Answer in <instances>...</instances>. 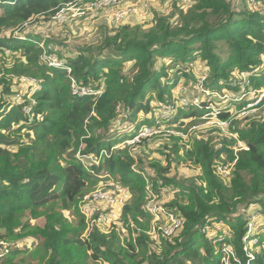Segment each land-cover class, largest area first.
Returning a JSON list of instances; mask_svg holds the SVG:
<instances>
[{
	"label": "trees",
	"instance_id": "trees-1",
	"mask_svg": "<svg viewBox=\"0 0 264 264\" xmlns=\"http://www.w3.org/2000/svg\"><path fill=\"white\" fill-rule=\"evenodd\" d=\"M73 1L0 0V50L20 55L0 76V248L8 246L7 252L0 251V264H264V200L257 199L264 194V119L250 114L232 121L229 131L248 147L235 152L229 146L235 140L222 137L225 144L219 148L212 138L200 139L190 131L207 121L202 118L207 109L181 111L179 118L188 120L181 128L187 137L171 136L173 143L165 145L169 150H160L166 164H151L155 175L146 172L145 157L123 147L154 123L142 113H153L154 103L168 100L182 80L196 76L188 67L198 60L207 65L212 89L241 92L230 80L251 69L259 72L247 89L264 87V8H252L247 0H193L180 23L156 13L151 20L115 27L98 44L81 45L62 56L51 38L31 34L27 27L37 19L51 20ZM235 1H245L246 8ZM220 43L226 46V59L218 52ZM49 54L64 60L71 73L49 65ZM6 74L37 81L40 88L31 95L36 101L33 118L24 109L29 99H12L16 92ZM73 79L101 92L74 95ZM231 114L222 109L218 118L229 120ZM121 121L130 122L132 133L119 139L116 123ZM142 140L129 145L142 150L151 138ZM78 155L96 156L98 163L90 164L94 172ZM188 160L200 174L189 181L171 177ZM235 160L227 183L217 165ZM102 175L132 192L120 212L123 238L118 230L104 233L97 227L83 236L87 220L79 202L106 180ZM148 176L159 196L174 187L168 207L182 219L172 236L158 240L149 234L153 215L146 207ZM252 207L256 210L250 211ZM62 209L72 210L77 222ZM255 213L258 218L253 219ZM42 216L45 224L31 228L30 221ZM254 220L259 226L247 238ZM224 222L228 233L215 227ZM28 236L37 239L35 247L23 248L21 241ZM225 245L231 252L223 250Z\"/></svg>",
	"mask_w": 264,
	"mask_h": 264
},
{
	"label": "rangeland",
	"instance_id": "rangeland-1",
	"mask_svg": "<svg viewBox=\"0 0 264 264\" xmlns=\"http://www.w3.org/2000/svg\"><path fill=\"white\" fill-rule=\"evenodd\" d=\"M91 0H87L85 2H69L65 5L63 9V19L57 21V19L54 17L51 18L49 21H44L42 19H37L33 23L29 24L27 27L28 32L30 31L31 34H38L43 39L44 38H51L52 44L55 46V50L58 51V53L62 56H69L71 54H74L76 52V48L81 45H96L101 41L102 36L105 33H113V29L116 27L110 22V15L108 12V9L101 10L90 7ZM236 2V6L239 8H246L245 1L239 2V5ZM146 5V6H145ZM246 5V6H245ZM194 6L193 0H125V6L126 8H134L136 10L135 14L129 15L125 19V23H131L135 24V22H143L145 20H151V18L154 16V14L158 13L164 16H167L169 21L171 23H180L182 17L187 14ZM136 18V20H135ZM150 26V24L148 25ZM221 44V43H220ZM218 52L221 54L223 59H226L228 57L227 49L224 44L219 45ZM19 58L20 55L17 54V56H14L13 53H11L9 50L8 52L0 51V70L3 71L0 76L4 75L5 67L6 66H12L14 63V60L16 58ZM166 63L165 61H163ZM168 64V63H167ZM206 63L198 60L190 65L188 69L193 72L195 75H199L202 72H205L207 70ZM171 72V71H170ZM208 72V71H207ZM7 75V74H6ZM9 79L13 80L12 88L15 90V95L12 98L13 100H26L29 99L36 90L37 87V81H32L31 78L28 77H17L15 75H7ZM183 81V80H182ZM2 87H0L1 92ZM28 91L26 98L24 96L25 92ZM249 98L251 95H248ZM155 104V103H154ZM237 103L228 102V100H223V105L227 108H233ZM234 110V109H233ZM251 110H253L251 108ZM239 113V112H238ZM237 113V114H238ZM243 113L241 114V116ZM142 117L151 118L152 112H148L145 115L143 113L140 115ZM208 120L204 123H201L200 126L194 128V131L197 134V138H212L214 140V144H216L217 147H222L225 143L223 141V138H227L229 140H235L236 143L229 144L230 148H233L235 152L238 150L243 149L245 146V143L240 140L236 135H232L228 137L227 135H222L221 130L217 129L218 124L214 123V116H207ZM243 120V117L236 118ZM117 127L119 128V131H121V136H119V139H122L124 137V134H131L132 131L129 129L131 124L128 121H121L116 123ZM115 125V126H116ZM144 126L143 128H145ZM184 127V126H183ZM142 128V129H143ZM116 129V127H115ZM141 129V131H142ZM175 130H179L178 127H174ZM130 130V131H129ZM129 131V132H128ZM127 134V135H128ZM123 135V136H122ZM128 138L127 136H125ZM149 138V137H148ZM186 139V138H185ZM137 141L136 142H142ZM147 139H145V142ZM132 141L128 142L126 146L123 147H129L132 154L135 155V152L139 155L145 157L147 159L146 164V172L149 175H155V170L152 167V162L154 161H161V163L166 164V156L161 154L160 150H169L165 148V145L172 144L173 141L169 138L165 137H156L151 138V141L147 142L145 144L144 149L136 148L131 144ZM144 142V143H145ZM126 143V142H124ZM188 144V143H186ZM122 145V144H121ZM120 145V146H121ZM183 154V153H182ZM222 156L226 158L227 153H223ZM236 163V160L234 161ZM222 163L218 164L221 165ZM235 165V164H234ZM233 165L232 168H235ZM219 169V168H218ZM220 170V169H219ZM201 171L200 168H196L191 164V161L188 160L187 162H183L179 165V170L173 172L172 176L176 177V180H184L189 181L190 178L193 176H196ZM223 174V179L225 182L230 183L231 179L234 176V169H232V172L228 175H225L224 171L220 170ZM200 174V173H199ZM106 179V177L104 176ZM110 180H105V182H108ZM152 194L150 191H148V201H147V209L149 208L153 214V223L151 226L152 234L158 233V229H161L164 226H167L172 221H178L179 219L175 218L174 215H172L171 208L168 207V203H170L173 199V191L174 187L166 188L162 192V196H159L154 191V184L153 180L148 176L147 179ZM153 184V186H152ZM148 185V186H149ZM91 190L93 189L90 188ZM89 189V190H90ZM155 194V196L153 195ZM133 198L132 192L127 189L125 186H123L122 190L118 192V204L114 208V210L117 211V213L122 212V207L126 202H130ZM154 206L157 208H154ZM85 211H89L91 215L94 211L93 207L87 206L86 208L83 207ZM101 209V207H99ZM256 210L254 207L250 209V211ZM63 213L67 216V218L73 222H77L76 215L72 210H64L62 209ZM257 216V215H256ZM262 217H260L261 220ZM173 219V220H172ZM26 220V219H25ZM46 222L45 216H42L37 219H33L30 221L31 228H34L36 226H42ZM259 226V225H258ZM255 227L254 231H256L257 227ZM117 227L119 228L118 231H125L121 224H117ZM114 227L111 225H108L104 231H108L107 233L112 232ZM216 228H226V232H229V226L226 224V222L216 225ZM254 227V226H253ZM213 230V229H212ZM84 234L86 232L84 231ZM135 235V233H134ZM121 238L124 237V235H120ZM23 248H33L38 243L37 239H34L32 236L24 237L21 241ZM227 261V260H226Z\"/></svg>",
	"mask_w": 264,
	"mask_h": 264
},
{
	"label": "built area",
	"instance_id": "built-area-1",
	"mask_svg": "<svg viewBox=\"0 0 264 264\" xmlns=\"http://www.w3.org/2000/svg\"><path fill=\"white\" fill-rule=\"evenodd\" d=\"M85 1L86 0H77V2L81 3ZM247 2L252 8H264V0H247ZM124 6L125 0H91L90 2V7L92 8L102 10L108 9L110 22L116 27L125 24V19L130 14L133 15L136 12L134 8H126ZM63 9L56 14L55 18L57 19V21L63 19ZM5 51L8 52V50ZM46 59L49 65L65 68L68 73H71V67L67 66L64 60L59 58L56 54H49L46 56ZM258 72V69L244 70L239 74V77L231 79V85H239L241 87L242 91L236 94L230 93L227 89L219 91L207 86V80L209 77V73L207 71L202 72L194 78L186 79L180 82L179 85L173 90V94L168 100L158 101L154 104L152 113V117L155 120L154 123L143 128L142 131L138 132V134L134 136L133 139L126 140V144L130 141H140L143 138L148 137L152 138L161 136L169 139H171L172 135L187 137V134H184L183 131H181V128H183V126L186 127L183 121L187 122L188 120L182 119V117L179 118V114L181 113V111L187 110L189 108L207 109V112L202 116V118L208 120L206 118L207 116H214L213 122L217 123L218 126H220L217 129L221 130L222 128V135H227L226 133L228 132V137L232 135L235 136L236 134L229 131V126L234 119L245 117L250 114H257L259 119H264V104L260 105L262 100L264 99V87L260 89H247V87L251 85L252 75L257 74ZM71 87L73 94L78 96L97 94L101 92L94 91L90 87L80 86L74 79ZM39 88V85H37L36 89ZM248 95H251V97L249 98ZM29 100V104H26L25 100H21V102L25 103L24 109L26 113H28L33 118L35 116L33 112V106L36 105V101L32 97H30ZM223 100H228V102L237 104L233 108H227L223 105ZM244 101H247L246 105L238 110L237 106H239V104L243 103ZM251 108L253 110H251ZM222 109H229L232 112L229 120H222L218 118V114L222 111ZM242 113L243 115L241 116ZM200 125L201 124L192 126L190 131H194V128ZM174 127H178L179 130H175ZM243 148L248 149L246 145ZM79 157L82 160L84 166L91 172H94L90 169V164L98 163V159L96 158V156L89 155ZM234 164L235 162H228L226 164L217 165V172L221 174L222 172L220 170H222L224 171L225 175H228L232 172V169H234L232 168ZM104 176L108 178V175H102V178ZM108 180L110 181H103L99 183L91 191L86 192L81 196L79 206L82 213L86 216L87 220V227L85 230L86 234L83 233V236H88L95 227L100 229L102 232L107 233L109 230L104 231L103 228L105 229L108 225L112 224L114 229H116L117 224L120 223L119 220L121 213H117L114 208L118 204V192L122 190L123 184L120 181L111 178H109ZM148 185L149 183L147 181V193L148 191H150L152 194L153 190H151L150 185ZM153 195L155 196V194ZM87 206L94 208V211L91 215H89V211H85V209H83V207L86 208ZM99 207H101V209H99ZM154 208L157 211V208L155 206ZM148 210L151 212L149 208ZM174 217L179 220L172 221L167 226L158 229V233L152 234V231H150L149 234L152 235L155 240H158L160 235L172 236L182 225V219L180 217H177L176 215H174ZM252 218H258V214L255 213ZM256 226H258V223H256L255 220L254 222L250 223L251 229L248 232L247 238H251L253 236ZM117 230H119L118 227ZM118 233L122 235L123 230L121 232L118 231ZM250 242L253 244L256 242V239H251ZM223 250L230 251L232 250V248L225 245L223 247ZM0 251H8V246L6 243L3 244V247L0 248Z\"/></svg>",
	"mask_w": 264,
	"mask_h": 264
},
{
	"label": "water",
	"instance_id": "water-1",
	"mask_svg": "<svg viewBox=\"0 0 264 264\" xmlns=\"http://www.w3.org/2000/svg\"><path fill=\"white\" fill-rule=\"evenodd\" d=\"M257 199H259V200H264V194L259 195V196L257 197Z\"/></svg>",
	"mask_w": 264,
	"mask_h": 264
},
{
	"label": "crops",
	"instance_id": "crops-1",
	"mask_svg": "<svg viewBox=\"0 0 264 264\" xmlns=\"http://www.w3.org/2000/svg\"><path fill=\"white\" fill-rule=\"evenodd\" d=\"M135 20H136V18H135ZM135 23H137V21Z\"/></svg>",
	"mask_w": 264,
	"mask_h": 264
}]
</instances>
